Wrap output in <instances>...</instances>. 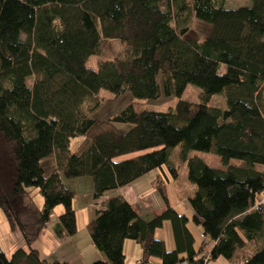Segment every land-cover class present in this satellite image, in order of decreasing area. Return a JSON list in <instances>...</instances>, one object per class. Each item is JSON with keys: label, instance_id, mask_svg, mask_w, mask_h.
<instances>
[{"label": "trees", "instance_id": "trees-1", "mask_svg": "<svg viewBox=\"0 0 264 264\" xmlns=\"http://www.w3.org/2000/svg\"><path fill=\"white\" fill-rule=\"evenodd\" d=\"M190 17L207 27L202 38H186ZM109 39L121 52L88 67ZM188 84L200 101L180 99ZM103 91L112 99L129 92L132 100L97 119ZM215 94L224 109L209 105ZM161 95L177 99L172 110L136 108ZM74 137L81 140L71 151ZM177 146L195 187L192 221L212 243L208 250L194 249L187 217L168 202L163 167L178 178L167 161ZM190 151L214 153L225 167L187 157ZM254 165L264 166V0L235 9L215 0H0V210L24 245L9 256L0 249V264H66L42 259L32 245L57 206L59 225L75 235L68 185L82 177L100 207L85 228L102 259L89 264H124L125 240L141 248L134 264H264V170ZM152 170L159 215L143 220L122 196L105 199ZM165 223L171 249L155 237Z\"/></svg>", "mask_w": 264, "mask_h": 264}, {"label": "rangeland", "instance_id": "rangeland-1", "mask_svg": "<svg viewBox=\"0 0 264 264\" xmlns=\"http://www.w3.org/2000/svg\"><path fill=\"white\" fill-rule=\"evenodd\" d=\"M217 2V5L224 7L226 9H235L238 7H249L252 5V0H215ZM189 33L187 34L186 38L189 39H198L202 38L207 30V27L196 20L193 17H190L187 22ZM174 26V25H173ZM121 52V45L117 40L109 39L104 40L101 42L100 48L98 52L92 56H90L87 60L86 65L90 68H95V62L96 60H111L114 57H116ZM224 66L221 65L219 67V72H224ZM199 89L192 85L188 84L182 93L180 99L189 101V102H198L200 101V94ZM97 99H100L104 102L102 106H100L94 113L93 117L97 119H104L124 106L128 104L132 100V96L129 92L124 93L120 96H118L115 99H112V96L103 91L100 92L99 95L96 97ZM112 99V100H111ZM109 100V101H108ZM177 99L173 96L165 97L164 95H161L157 99L153 100H137L136 101V108L138 109H146V110H153V111H160V112H167L172 110L176 103ZM103 102V103H104ZM210 106L218 107L220 109H224L226 107L225 99L223 96L219 94H215L211 97L209 101ZM81 138L80 137H74L70 139L69 142V149L73 151L77 145L79 144ZM187 157H197L201 159L203 162H205L207 165L213 167V168H224L225 166L222 165L220 162L218 156L214 153H208V152H200V151H190L187 154ZM168 164L174 166L177 169L178 178L176 180H171L169 171L167 170L166 166L163 167V171L167 175V178H169L168 182L166 183V194L168 198V202L171 206H174L175 203H177V197L178 195H185L189 196V194H192V185L187 180V169H186V163L181 159L180 157V148L179 146L168 149V158H167ZM229 165L243 167L244 164L241 160L238 159H230L228 162ZM253 168L255 170H264V166L262 165H254ZM157 170H152L149 172L146 176V179H150L151 177H155L157 174ZM73 181H78L76 184H73ZM71 185H73V193L74 198L72 202V208L75 211V218L78 226V239L75 243L80 244L78 246L81 248L85 245L84 243V237L88 239V233L85 228V225L93 218V211L99 207V203L92 200L91 192H92V181L88 177H82L79 179L73 180ZM29 195L31 196L35 206L41 207L42 206V198L38 192L37 189L31 188L29 189ZM152 197L155 199H158L162 204V200L159 196V194L156 191H153L151 193ZM87 200V201H86ZM84 204H90L91 208L90 210H86L83 206ZM85 212H84V211ZM88 211H90V214L88 215ZM170 228L168 223L164 224V227L162 228L163 236L161 238H164V242H166V247L169 249L168 245V234L170 233ZM42 232V231H41ZM40 232V233H41ZM260 247L264 246V237L260 241ZM24 247L23 241L21 240V237L18 232H11L9 230L8 224L6 223L5 216L3 212L0 210V249L1 251L6 255L9 256L11 252H13L14 249ZM33 247V245H32ZM38 252V251H37ZM39 254V253H38ZM66 254V253H63ZM25 264V263H23Z\"/></svg>", "mask_w": 264, "mask_h": 264}, {"label": "crops", "instance_id": "crops-1", "mask_svg": "<svg viewBox=\"0 0 264 264\" xmlns=\"http://www.w3.org/2000/svg\"><path fill=\"white\" fill-rule=\"evenodd\" d=\"M146 175L147 174L143 175L126 186L106 193L104 195L105 199H108L113 195L122 196L143 220H149L152 217L159 215L163 211L164 205L158 199L152 197L151 193L153 192V189L151 188V181L154 177L146 179V177H144ZM73 182V184H76L78 181ZM71 184L72 183L68 186L73 190L74 187ZM193 186L194 185H192V187ZM194 190L195 187L192 189V194L194 193ZM192 194H189V196L179 194L177 197V203H175L172 207L178 214H182L187 217V227L194 239V249L199 248L200 244L203 243L206 244L205 247L208 250V248L212 246V243L202 235L200 225H196L192 221L193 212L188 204V198L192 196ZM83 207L86 210H90L91 208L90 204H84ZM61 211L62 207L60 206L55 207L51 211L48 222L39 234L38 239L33 244V248L38 251L39 256L46 261L58 260L65 262L66 264H89L93 260L102 259V255L93 247L89 236L88 239L84 237L85 245L83 247L80 248L78 246V244H80V239L78 244L75 243L78 239L77 222L75 235L68 236L63 231L57 221V216L61 213ZM89 214L90 211H88V215ZM162 228L156 230V238H161V236H163ZM164 237L161 239H165ZM167 239L169 249H171L173 245L170 233L168 234ZM122 249L124 254V264H134L141 256V248L134 241L125 240L123 242ZM150 261L151 263L155 262L154 259H151ZM207 264L227 263L223 258H216L215 260H209Z\"/></svg>", "mask_w": 264, "mask_h": 264}, {"label": "built area", "instance_id": "built-area-1", "mask_svg": "<svg viewBox=\"0 0 264 264\" xmlns=\"http://www.w3.org/2000/svg\"><path fill=\"white\" fill-rule=\"evenodd\" d=\"M264 198H259V201L261 202L262 200H263ZM259 203V202H258ZM205 260V262H206V260H207V257L206 258H204Z\"/></svg>", "mask_w": 264, "mask_h": 264}]
</instances>
